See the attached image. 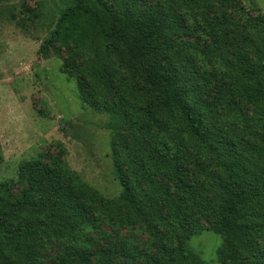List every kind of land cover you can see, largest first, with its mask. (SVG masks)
<instances>
[{
  "label": "trees",
  "instance_id": "1",
  "mask_svg": "<svg viewBox=\"0 0 264 264\" xmlns=\"http://www.w3.org/2000/svg\"><path fill=\"white\" fill-rule=\"evenodd\" d=\"M233 5L72 0L38 53L48 58L64 48L84 101L125 131L128 143L116 134L114 145L122 192L108 200L77 181L68 186L75 174L60 160L23 161L17 178L0 182V264H33L39 243L74 239L95 216L146 226L160 241L157 254L118 241L95 252L74 246L59 256L62 264H124L120 257L131 264L139 258L148 264H209L188 245L200 220L223 241L221 264L248 256L264 264V138L242 112L244 128L234 131L224 100L230 75L244 105L264 104V69L248 59L245 31L227 11ZM201 18L213 40L207 52L180 39L202 29ZM211 88L219 93L209 99ZM191 166L200 183L189 179ZM158 175L191 203L176 199Z\"/></svg>",
  "mask_w": 264,
  "mask_h": 264
},
{
  "label": "rangeland",
  "instance_id": "2",
  "mask_svg": "<svg viewBox=\"0 0 264 264\" xmlns=\"http://www.w3.org/2000/svg\"><path fill=\"white\" fill-rule=\"evenodd\" d=\"M71 3L72 0H12L0 3V140L4 156L0 164V182L17 178L23 161L51 164L60 160L75 174L74 179L66 180L68 186L73 187L77 181L79 186L93 188L112 200L122 192L116 175L114 145L116 134L128 143L125 131L111 127L109 113L99 112L84 101L64 48L53 50L48 58H42L38 53L42 42L51 36L62 13ZM227 11L245 31V51L247 49L250 53L249 61L264 69V0H234V5ZM188 18L195 25L193 19ZM200 22L202 29L180 39L193 42L207 52L213 40L207 33L206 22L202 18ZM219 66L220 63L213 68L218 69ZM224 88L231 89L224 100L230 103L229 117L233 130L242 132L244 125L238 118L242 112L253 126L259 128L264 138V116L260 119L264 115V104L244 105L237 83L230 75ZM217 93V88H211L209 99ZM190 168L189 179L200 183L197 168ZM157 181L172 191L182 204L191 203L190 197L176 192L164 176L158 175ZM142 185H145L144 181ZM161 209L166 212L167 205L162 203ZM164 232V229L159 230L160 235ZM118 241L151 256L156 255L160 247V241L146 226L122 225L115 220L95 216L74 239L39 243L38 260L33 264H62L59 256L74 246L78 250L95 252ZM222 242L211 224L200 220L188 245L205 262L221 264L218 250ZM117 261L131 264L121 257ZM254 261L248 256L241 263L228 264H253ZM133 264H148V260L139 258Z\"/></svg>",
  "mask_w": 264,
  "mask_h": 264
},
{
  "label": "crops",
  "instance_id": "3",
  "mask_svg": "<svg viewBox=\"0 0 264 264\" xmlns=\"http://www.w3.org/2000/svg\"><path fill=\"white\" fill-rule=\"evenodd\" d=\"M12 0H1L0 3L10 2Z\"/></svg>",
  "mask_w": 264,
  "mask_h": 264
}]
</instances>
